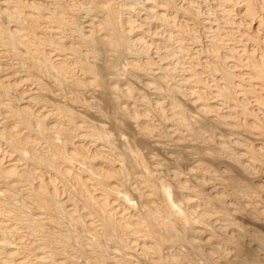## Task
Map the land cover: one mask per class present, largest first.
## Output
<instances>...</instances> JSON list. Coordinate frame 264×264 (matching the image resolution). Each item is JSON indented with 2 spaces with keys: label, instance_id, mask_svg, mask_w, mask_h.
Listing matches in <instances>:
<instances>
[{
  "label": "bare ground",
  "instance_id": "bare-ground-1",
  "mask_svg": "<svg viewBox=\"0 0 264 264\" xmlns=\"http://www.w3.org/2000/svg\"><path fill=\"white\" fill-rule=\"evenodd\" d=\"M0 264H264V0H0Z\"/></svg>",
  "mask_w": 264,
  "mask_h": 264
}]
</instances>
